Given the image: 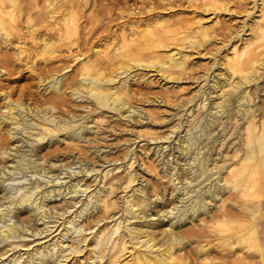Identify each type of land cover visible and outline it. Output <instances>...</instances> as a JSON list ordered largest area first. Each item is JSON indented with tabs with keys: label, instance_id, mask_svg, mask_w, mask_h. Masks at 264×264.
Masks as SVG:
<instances>
[{
	"label": "bare ground",
	"instance_id": "1",
	"mask_svg": "<svg viewBox=\"0 0 264 264\" xmlns=\"http://www.w3.org/2000/svg\"><path fill=\"white\" fill-rule=\"evenodd\" d=\"M184 1L125 0L121 5L116 0L101 6L105 13L86 14L80 10L83 0H0V191L21 171L59 169L61 164L50 162L58 154L59 143L54 144L64 132L68 143L82 147L85 133L93 128L86 120L89 115L101 124L109 120L107 109H115L112 117L139 121L133 124L140 125L136 136L147 140L141 146L145 154L127 144L126 173H120V164L101 171L96 189L83 201L86 206L94 201V211L85 227L76 226L79 234L70 244L64 236L86 206L64 216L75 202L61 211L49 210L46 200L77 193L84 176L64 189L31 180L23 190L18 189L25 185H18L19 192L8 203L10 194L4 192L0 242H8L0 245V264L12 253L10 264H212L216 253L225 256L224 250L243 253L235 259L252 255L255 224L264 217V0H253L250 6L258 12L241 24L234 20L238 8L228 7L227 0ZM249 8L248 14L254 11ZM222 11L230 16L223 20ZM207 13L213 14L212 23L207 22ZM207 57L211 58L200 69V61ZM25 68L43 85L36 93L30 90V81L16 83L20 77L15 76L24 75ZM149 70L159 74L158 82ZM14 73L18 74L12 77ZM184 78L195 83L188 96H183L189 88L182 85ZM137 81L157 83L159 89L148 94ZM77 97L85 100L72 103ZM144 99L181 102L173 111L179 120L170 131L159 133L152 126L155 122L143 120L142 108L134 101ZM78 107L83 111L79 113ZM175 131L174 144H167L173 156L163 159L160 167L151 153L160 154L166 145L156 144L150 152L149 140L170 138ZM25 132L30 134L26 139ZM16 140L26 141L29 151ZM225 142L230 148L224 151ZM94 147L97 160L100 147ZM137 158L160 172L162 179L144 183L134 165ZM164 177L175 185H168ZM170 187V195L163 198L162 189ZM119 190L125 193L119 195ZM119 210L122 213L115 217ZM12 211L15 221H9ZM38 215L43 228L30 222ZM110 217L115 218L95 228ZM51 221L58 222L55 229L49 226ZM24 230L40 235L26 240L21 237L31 233ZM257 250L264 255V245Z\"/></svg>",
	"mask_w": 264,
	"mask_h": 264
},
{
	"label": "rangeland",
	"instance_id": "2",
	"mask_svg": "<svg viewBox=\"0 0 264 264\" xmlns=\"http://www.w3.org/2000/svg\"><path fill=\"white\" fill-rule=\"evenodd\" d=\"M109 1L111 3L116 2V0H83L82 6L80 9L81 13H84V12L86 14L87 13L88 14L105 13V10L102 9V7L108 6V4H109V6L114 4V3L110 4ZM130 1L133 2L135 0H130ZM230 1L231 0L226 1V2H228L227 3L228 7H230V8L235 7L236 9L238 8L237 14L240 12L238 15L235 16L234 20H236V21H240L242 19L251 20L253 17V14H255V12L256 13L258 12V10L255 11L253 9V7H251L254 4L253 0H243V1L242 0H233L231 2ZM117 2H120L121 5L125 4V3L123 4V2H125V0H123V1L117 0ZM180 2H181V0H180ZM184 2H183V4H184ZM41 3H42V1H41ZM238 4L242 5L243 7L239 6ZM248 6L250 7L249 9L254 10L250 14H248L249 13L248 9H247ZM181 7H183V6L177 7L176 9L181 8ZM186 8H188V7H186ZM225 12L226 11H222V13L220 15V18H223V20L230 16V14H227ZM205 16H206L205 18H206L207 22L212 23L213 14L207 13ZM239 23L241 24V21ZM201 48H203V47H201ZM204 50H206V49H204ZM197 58L198 57H195L194 59L197 60ZM210 58L211 57H207L204 60L200 61V62H202V65L199 66L200 69H201V67L203 68L207 65L204 62L209 61ZM203 63H204V65H203ZM199 67H196V69H198ZM215 67H217V66H215ZM63 70H61V71H63ZM138 70H141V68H139ZM22 71L24 72V75L18 76L17 75L19 73L18 72V73L12 74L11 76L13 77V76L17 75L15 77H20L16 81V83H19V82L25 83L26 81H30V82H28L31 85L29 88L32 92L36 93L39 90V88H41L43 85H39L37 82V79L33 78L31 69L25 68V70L23 69ZM149 73H150L151 77H153L152 79L157 80V82L159 81V74L156 75L155 70H149ZM186 74H188V73H186ZM187 80H189V79H187V78L182 79V85H185V86L188 85V87H189V88H186L183 96L189 95V92H191V91H189V89H191V88H192V90L195 89L194 86H193L194 88L192 87V85H195V83L191 84L190 82H187ZM163 81H164V79H163ZM211 82H213V79H211ZM140 83H141V85H143V87H147V88H144L143 90L148 94H153L159 89L157 83H154V82L143 83L142 81L141 82L137 81V84H140ZM198 87L199 86L197 85L196 88H198ZM149 89H152V90H149ZM49 90H50V88L47 91H49ZM147 90H149V91H147ZM198 97L199 96H197V98ZM29 100H31V99H29ZM83 100H85V98L82 99L81 97H77L76 99L73 98L71 100V102L72 103H80V101L83 102ZM194 101L195 100H193V102ZM176 102L174 101V102H172V104H165L163 102H155L153 100L151 101L149 99H144V100H140V101L135 100L134 106H140L142 108L144 121H151V123L155 122V125H152V126L154 128H157L159 130V133H164V132L170 131L173 128L172 124L179 120V118H178L179 114H177V115L173 114V111L178 110L181 107V106L180 107L176 106L177 104L180 105L181 102L180 101H176ZM83 109H84V107L76 108V110L79 113L82 112ZM150 110L155 111V114L157 113V117H155L154 114L150 112ZM114 112H115V109H109V110L107 109V113H108L107 118L109 117V120L107 119V121L101 122V124H98V123H100L98 120L92 119V115H89L88 117H86V120H89V123L91 125H93V128L91 131H89V133H85L84 138L81 140L83 149H81L82 147L75 146V145L72 146V144L68 143V139H66V137H64L65 133L62 132L60 134L61 140H59V142H56L54 144V145H57L59 143V145L56 146V147H58V150H57L58 154L54 155L51 158L52 160H50V162L51 161H55V163L57 162L56 164H58V166L61 164L60 168L55 170L54 172L50 171V172H45V173H34L33 170L21 171L18 173V176H16L15 179L5 181L7 189L1 190L0 196L8 190V192L10 194L6 199V201L8 203L9 199L14 194H17L18 190H23L24 188L27 187V185L31 184L32 183L31 180H34V179L44 180L42 182V185H44V186L47 185L46 187H48V186L52 187L53 185H57V187L61 186L64 189L66 187L65 186L66 184H69L73 181H77L79 178L84 176V178L81 179L79 182V187L81 189L77 193H73V195H72V193H67L66 196L63 194L53 195L46 200V206L49 210H51V209L61 210L63 205H66L67 203L75 202V205H72L71 207H69L68 211L65 212L64 216L68 215L71 212H73L72 213V215H73L78 210H80V208L82 206H86V204L83 201L86 200V198H88L89 193H91L92 191H94V189H96L94 187L100 178L101 171H103L104 168L120 164L121 165V167L119 169L120 173H126L128 171L129 163L126 162V160L128 158L123 160V156L125 154V148H126L127 144H130V147L134 148L138 152L141 151L145 154V150L141 149V146H142V144L146 143L147 140L144 139V136H140V137L136 136L137 133H139V126L140 125H135V126L133 125V124H139V121L137 123L136 119H133V120H130V122H129V120H126V118H124V117L120 118L117 114L114 115V116H116V118H114L110 115ZM197 112L198 111L196 110L195 113H197ZM28 116L31 117L32 120L35 119L34 117H32V115H28ZM187 116H188V114H186V116L183 118L184 123L188 121ZM190 117H194V114L190 115ZM127 121H128V125L126 126L125 124H127L126 123ZM77 126H79V124H77ZM77 126H75V127H77ZM187 127H188V124H187ZM182 129H183V126L181 127L180 130H182ZM184 131H186V129H184L183 132ZM217 132L218 131H216L215 133L217 134ZM25 133L26 134H23V136L26 139L29 137L30 134L28 132H25ZM176 133H177V131L173 132V135L170 138L162 137V138H156V139L152 138V140H149L150 152H152L153 147L156 144L164 143L166 145L163 147L160 154H159V152L151 153L152 157H158L156 159V161L160 162V167L163 164V162H162L163 159L167 160L168 157L171 158L173 156V154H168L169 145H167V144L168 143H170L171 145L174 144V141L177 138ZM19 135H22V133L20 132ZM134 137H136L135 141H133ZM34 138H35V136L33 135L30 138V140L34 139ZM47 138H48V136L45 139H43V141L47 142L46 141ZM227 139H228V137H227ZM15 142L19 143L22 150L26 149V151H29L30 145L26 141L22 143L21 141L16 140ZM226 142H227V140H226ZM226 142L221 147V149H224V151L230 148V146L226 147ZM89 145H93V147L88 149ZM94 146L100 147V150L98 151V153L100 155H97V157H96V158H98L97 160H95L93 158V156L95 155V152H92L93 149L95 148ZM47 149H49V147H47ZM176 156L177 155H175V157ZM44 158H45V156L41 157L40 159L44 161ZM47 161L48 160L46 159L45 162H47ZM69 161H71V162H69ZM10 163L11 162L8 160L7 164H10ZM2 165L3 164H1L0 166H2ZM134 165L136 166L138 171H141L139 175H140V178L143 179L144 183H150L151 181H153L156 178H161L160 172H158L157 170L152 171V170L148 169L147 168L148 165L146 163L143 164L142 160L140 158H137V161L135 162ZM211 165H213V163H211ZM92 166H95L96 168L92 169ZM81 169H84V171L86 170L87 173L84 174L83 171H80ZM163 170H164V167H163ZM114 172H116V169L114 170ZM97 173H99V174L97 176L98 178L95 181V180H93V178L96 176ZM51 178H53V179L50 180L49 183L45 184V181L49 180ZM85 179H86V181H85ZM91 180H93V181H91ZM163 180H166L168 185H170V186L175 185V183H173V181H171V180H168L167 177H164ZM89 181H91L92 184L88 186ZM179 183H181V182H179ZM100 184L104 185V181H101ZM18 185L19 186L25 185V186L17 190L16 187ZM105 187H106V185H105ZM169 190H171V187L168 188L167 190H166V188L162 189L161 193L165 194L163 198L168 197L170 195ZM124 193H125V191H123V190H119V192H118L119 195H123ZM153 197H156V194H154ZM120 203L121 204L123 203L122 196L120 197ZM54 204H56L55 207L53 206ZM93 208H94V201H90L86 207H83L82 213L79 212V214L76 217L77 220L75 219V221L73 222V225H72L73 228L70 230V232L66 236H64L66 243L69 242V244H70L72 242L73 237H76V236L78 237L79 231L77 229H75V228H77L76 226L79 227V225L80 226L83 225V227H85L87 220L90 218V217L87 218V216L90 215L89 213L91 211L92 212L94 211ZM121 213H122V210H119L117 212V214L115 215V217L119 216ZM9 217H10L9 221H15L17 219V216H15V213L13 211L10 213ZM115 217L105 218V219L101 220L99 223H97V225H95V228H97L103 222H105L107 220H111ZM54 218H56V216H51V219H54ZM62 218L63 217H61L60 220H62ZM259 219H260L261 223L258 221ZM259 219L257 220V222L255 224V229H257V230H255V232L253 233L254 235L252 238L254 239L253 240V246L254 247L250 252L252 254L250 257H244L242 259H240V258L235 259L236 255H240L241 252L236 253L234 255L233 253H230L227 250H224V252L226 253L225 256L221 255L220 253H216V257L214 258L212 264H236V262H238L237 264H264V255L261 256V254L257 250L258 247H260V246L263 247V245H264L263 244L264 243V220H263L264 217L259 218ZM0 222H4V221L2 219H0ZM30 222H32L31 224H33V225L38 224L40 226V228H43L45 226V223L43 222V218H40L39 215L36 217H33ZM188 224H191V223L189 222ZM57 225H58V222L55 224V222H53V221H51L49 224L51 229H55L57 227ZM234 225L236 227L238 226V224H235V223H234ZM61 227H62V225L58 229H56L54 232H52L48 237H51L55 232L59 231ZM51 229L43 232L41 235L46 234L47 232L51 231ZM227 230H231V229L228 228ZM87 231H89V229H87ZM24 232H25V234L31 233V234H26L23 237H21V238H24L26 240L33 239L34 237L40 235V234H32V230H27V231L24 230ZM19 238L20 237H16V239H19ZM54 238H55V236L51 240H54ZM6 242H8V240H4V241L0 242V245H4ZM35 243H36V240L33 241L30 244V246L32 247ZM22 247L26 248L27 246L23 245ZM23 248H22V250H25ZM12 250H13V248L10 249L7 252V254H5L3 256L8 255ZM60 252L61 251H59V253ZM17 253H19V252H17ZM25 254H27V252ZM255 254H258V255H255ZM12 256H13V253L10 254L9 257L3 259L2 262L6 261L5 264H10L13 261ZM55 256H57V254H55ZM228 256L232 261L230 259H227L228 260V262H227L226 257H228ZM75 258L76 257H73L71 261H73ZM9 259H12V260L9 261ZM248 259H249V261H248ZM0 260H2V258H0ZM243 261H245V262H243Z\"/></svg>",
	"mask_w": 264,
	"mask_h": 264
}]
</instances>
